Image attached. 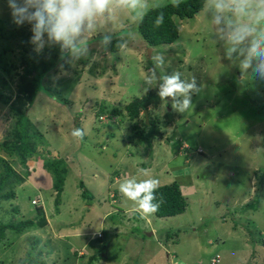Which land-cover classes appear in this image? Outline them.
<instances>
[{"label":"rangeland","instance_id":"1","mask_svg":"<svg viewBox=\"0 0 264 264\" xmlns=\"http://www.w3.org/2000/svg\"><path fill=\"white\" fill-rule=\"evenodd\" d=\"M134 16L121 8L106 26L101 22V32L122 37L126 48L101 51L100 37L93 35L89 56L75 68L65 66L69 75L53 81L60 71L59 58L39 83L27 125L30 132L44 135L39 158H51L54 152L66 160L68 172L61 203L55 207L53 190L30 181L37 166L46 172L43 163L28 161L29 169L22 171L27 179L10 202L16 211L6 203L0 215L19 222L34 218L41 207L48 225L11 239L10 245L0 244V264H20L29 256L45 264H89L91 257V264H210L216 256L218 264H264V81L242 80L237 67L219 59L221 45L215 44L210 17L203 10L192 19L175 21L178 38L151 52L165 54L166 74L179 71L186 81L195 76L202 91L192 96V108L185 113L171 106L169 110L166 103L172 101L163 100L151 116L162 126L165 110L172 111L167 117L172 119L170 127L163 129L160 140L138 145L124 110L147 93L142 70L147 72L153 62L152 48L138 33ZM4 18L12 20L11 10L7 0H0ZM25 27L30 30L29 25L19 26ZM10 50L11 60H16L15 81L22 49L13 42ZM100 105L119 108L122 115L100 120ZM0 113L9 122L2 101ZM78 128L85 132L83 139L71 135ZM182 144L188 147L184 152ZM139 169L150 170V175ZM132 177L155 178L159 186L177 183L188 202L185 212L161 219L145 215L119 191L120 183ZM80 183L87 199L81 196ZM76 251L84 257H77Z\"/></svg>","mask_w":264,"mask_h":264},{"label":"clouds","instance_id":"2","mask_svg":"<svg viewBox=\"0 0 264 264\" xmlns=\"http://www.w3.org/2000/svg\"><path fill=\"white\" fill-rule=\"evenodd\" d=\"M173 7H179L181 0H168ZM13 23L17 26H30L29 43L33 51L41 53L45 47H58L60 61L58 74L53 76L55 82L62 76L69 75V68H75L78 62L89 56V40L99 35V49L107 51L112 44L110 31L101 32V22L106 26L121 8L135 12L134 23L142 22L149 11L166 7L164 0H7ZM204 16L214 33V42L221 45V60L240 71L242 80L264 81V0H205ZM164 23V13L160 11L155 26ZM173 44V43H172ZM119 47L126 48L122 42ZM149 52L153 67L147 72L142 70L144 92L156 88L158 96L172 101L171 107L176 112L185 113L192 108V96L202 91L195 76L191 80L181 79L179 71L166 74L165 54L160 51ZM157 69L160 75H157ZM147 113V112H146ZM144 116V113H142ZM148 117V115H147ZM148 124V123H147ZM10 123L0 113V141L6 138ZM71 135L83 139V129H74ZM144 176L150 170L139 169ZM159 181L155 178L137 181L135 177L124 179L119 191L136 203L145 215L154 214L159 209L156 189ZM37 206L38 202L33 204ZM181 263V262H177Z\"/></svg>","mask_w":264,"mask_h":264},{"label":"trees","instance_id":"3","mask_svg":"<svg viewBox=\"0 0 264 264\" xmlns=\"http://www.w3.org/2000/svg\"><path fill=\"white\" fill-rule=\"evenodd\" d=\"M165 4L166 7L149 11L142 22L136 23L138 33L150 48L174 43L178 38V26L175 21L192 19L197 16L203 10L205 0H181L179 7H173L169 2ZM160 11L164 13V23L156 27L155 20ZM30 33V30L26 27L20 29L19 26L13 23V20L0 19V101L8 107V123H10L6 138L0 142V208L15 200V189L27 179L22 175V171L29 169L27 166L29 160L35 159L42 162L43 168L50 175L55 207H58L61 203V194L68 172L66 160L54 152L51 158H39L44 151V145H42L45 144L44 135L39 131H32V129V132H30L27 125L29 123L27 112L39 93V83L54 68L60 58L58 47H45L39 54L33 51L34 45L29 43L27 38ZM13 42H16L22 49L21 66L19 65L21 69L20 72L15 74V81H13L12 74L16 71V60H11L13 55L10 50V45ZM122 42H124L122 37L113 38L108 50L117 53L121 50L119 45ZM7 79H10L11 84H8ZM12 86H15V89ZM1 88L10 92L11 96H4L5 92L2 93ZM15 92L16 95L12 99ZM162 103L163 99L158 96L157 91L151 90L143 97L136 98L126 104L124 117L130 123L131 129L137 137L138 145H149L154 140H160L163 137V129L170 127L172 119L167 118L173 114L172 111H168L171 108L170 103H166L168 109L165 110L162 116V126L159 124V119H154L151 116L152 111L161 107ZM100 106L102 108L98 107L96 111V117L100 120H103V116H105L106 120L112 121L122 115L119 108L114 107L108 110L107 107ZM144 111L148 115V124L144 123L142 114ZM183 145H180V147L184 152L188 147L184 145L185 147L182 148ZM25 173L27 174V172ZM80 188L82 190L81 196L87 199L88 196H86L83 183H80ZM155 195L156 200L154 203H159V209L152 215L156 218H170L181 215L188 206V202L177 183L157 187ZM116 199L117 196L113 193V200L116 201ZM10 204L11 210L15 212L16 208L12 206V203ZM5 211L1 212L4 213ZM2 216L0 215L1 246L6 242L10 245L13 241H10L11 239L17 240L20 235L28 233L34 227L44 228L48 225L46 215L41 207L36 208V215L32 219L14 222L13 219L9 218L10 215L5 220L2 219ZM36 243H32L31 250ZM93 260V257H91L89 264ZM20 264L45 263L43 261L36 262L29 256L27 260Z\"/></svg>","mask_w":264,"mask_h":264},{"label":"crops","instance_id":"4","mask_svg":"<svg viewBox=\"0 0 264 264\" xmlns=\"http://www.w3.org/2000/svg\"><path fill=\"white\" fill-rule=\"evenodd\" d=\"M35 166H37V165L35 164ZM37 167H40V168H37V170H34L33 176L32 175L30 176V181L33 182V183H37L39 185H41L40 182H42L43 183V186H45V187H47V188L50 189L51 188V178H50V175L48 173L44 172V170L42 169L41 166H37ZM74 235H78V234H74ZM76 256L77 257H80V258L81 257H84L83 253H81L80 251L78 252V254H77V251H76ZM166 256H169V255L166 254ZM89 260L90 259L88 258V263L90 262Z\"/></svg>","mask_w":264,"mask_h":264},{"label":"built area","instance_id":"5","mask_svg":"<svg viewBox=\"0 0 264 264\" xmlns=\"http://www.w3.org/2000/svg\"><path fill=\"white\" fill-rule=\"evenodd\" d=\"M33 204L37 203V201H33ZM220 262V256H216L215 258H212L210 261V264H218ZM174 264H182V263H174Z\"/></svg>","mask_w":264,"mask_h":264},{"label":"water","instance_id":"6","mask_svg":"<svg viewBox=\"0 0 264 264\" xmlns=\"http://www.w3.org/2000/svg\"><path fill=\"white\" fill-rule=\"evenodd\" d=\"M144 117H145V119H146V123H148V117H147V113H146V111H144Z\"/></svg>","mask_w":264,"mask_h":264}]
</instances>
